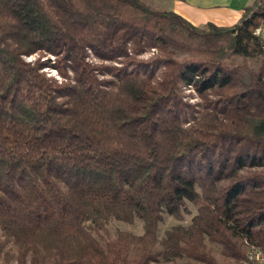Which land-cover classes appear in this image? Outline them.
<instances>
[{
  "label": "trees",
  "instance_id": "1",
  "mask_svg": "<svg viewBox=\"0 0 264 264\" xmlns=\"http://www.w3.org/2000/svg\"><path fill=\"white\" fill-rule=\"evenodd\" d=\"M260 26L264 0L231 27L144 0H0V264L264 250Z\"/></svg>",
  "mask_w": 264,
  "mask_h": 264
},
{
  "label": "crops",
  "instance_id": "2",
  "mask_svg": "<svg viewBox=\"0 0 264 264\" xmlns=\"http://www.w3.org/2000/svg\"><path fill=\"white\" fill-rule=\"evenodd\" d=\"M234 0H167L165 9L184 18L193 26L212 23L220 27H231L241 18L247 2Z\"/></svg>",
  "mask_w": 264,
  "mask_h": 264
},
{
  "label": "rangeland",
  "instance_id": "3",
  "mask_svg": "<svg viewBox=\"0 0 264 264\" xmlns=\"http://www.w3.org/2000/svg\"><path fill=\"white\" fill-rule=\"evenodd\" d=\"M146 3H148L149 5L151 6H154L160 10H164L165 9V2H167V0H144ZM237 1H243V0H234V2H237ZM245 3L249 2L250 4L254 1V0H244ZM245 3L242 2V5L244 6ZM152 53H149V54H145L143 56H140L139 58L141 59H148L149 57H151ZM33 58H35L34 56L33 57H29V58H26L28 61L29 60H33ZM98 64L100 62H97ZM249 65L252 67V68H256L258 66V60H250L249 61ZM47 70V73L48 75H53L55 77H57L56 73L53 72L52 70H48V69H45ZM189 92V91H186V93ZM187 101L190 102L191 104L193 103H197L199 102L200 100L198 99L197 96L195 95H191L187 98ZM189 210H190V215H186L184 217V221L182 222L184 225L188 224V222L190 221V218L196 213V208H194L192 205H189L188 206ZM180 222L172 219V218H165L163 223L160 225L159 227V237H162L164 235V232L168 229H170L172 226H175L177 224H179ZM122 229V230H126V231H130L134 234H141L142 233V224L140 221H136L134 225L130 226V225H127V224H119V223H113L110 225V231L113 232L114 229ZM218 259H220V257L217 255ZM153 264H172V263H153ZM175 264H184V261L182 260H177L175 262ZM232 264H235V263H232Z\"/></svg>",
  "mask_w": 264,
  "mask_h": 264
},
{
  "label": "built area",
  "instance_id": "4",
  "mask_svg": "<svg viewBox=\"0 0 264 264\" xmlns=\"http://www.w3.org/2000/svg\"><path fill=\"white\" fill-rule=\"evenodd\" d=\"M255 34L264 38V26L256 28ZM236 264H264V250L249 246L245 257Z\"/></svg>",
  "mask_w": 264,
  "mask_h": 264
}]
</instances>
